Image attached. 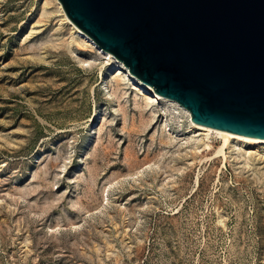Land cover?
Returning <instances> with one entry per match:
<instances>
[{
	"label": "rangeland",
	"instance_id": "374dc122",
	"mask_svg": "<svg viewBox=\"0 0 264 264\" xmlns=\"http://www.w3.org/2000/svg\"><path fill=\"white\" fill-rule=\"evenodd\" d=\"M73 34L0 0V264H264V147L205 149Z\"/></svg>",
	"mask_w": 264,
	"mask_h": 264
},
{
	"label": "water",
	"instance_id": "95a60500",
	"mask_svg": "<svg viewBox=\"0 0 264 264\" xmlns=\"http://www.w3.org/2000/svg\"><path fill=\"white\" fill-rule=\"evenodd\" d=\"M143 87L199 124L264 139V0H59Z\"/></svg>",
	"mask_w": 264,
	"mask_h": 264
},
{
	"label": "bare ground",
	"instance_id": "6f19581e",
	"mask_svg": "<svg viewBox=\"0 0 264 264\" xmlns=\"http://www.w3.org/2000/svg\"><path fill=\"white\" fill-rule=\"evenodd\" d=\"M56 1L58 2L60 11L63 13L65 19L72 26V29L74 30L73 35H75V38L78 39L79 43L83 44V45H87V46L91 47L92 49H95L100 54L104 55L105 57H103V58H105V59L107 58L110 63L114 62V63H117L119 65V70H121V72H119V74L121 73V77H119V79H117V86L120 85L119 81L121 79H127L128 81H130L131 84L134 85V88L139 89L138 91L141 90V92H143L142 94H143V98L145 100L146 105H149L152 100H156V101L163 100L165 102H168V103H171L175 106H178L179 108L184 110L186 112L188 118H189L191 131L194 133L200 132V135L201 134L204 135L207 139L206 142H205L206 139L204 140L202 147H204V148L206 147L209 149L212 147V143H211L210 139L212 138L213 135H215L221 139V146L218 149V153H222L225 156V158H226L225 149L227 147L233 148L232 145L235 146V144L237 146L238 145L244 146L243 153H244V151H245V153L243 154V156L245 154H251V152L254 149H258V148L260 149V147L261 148L264 147V139L263 138H256V137H251V136H247V135H242V134H238V133H235L232 131L218 129V128L210 127V126H207L204 124L196 123L192 119L190 111L186 107H184L182 104H180L177 100L166 98V97L159 95L157 92H155L153 86H151V85H147V86L143 87L141 84V81L137 77H135L133 74H131L129 69L124 65V63L122 61L118 60L112 53L104 51L84 31H82L80 28H78L68 18V16L66 15L61 3L58 0H56ZM202 142H203V140H202ZM202 147L197 146V149L200 150ZM238 148H241V147H238ZM198 150L195 153H197ZM256 152H258V151H256ZM247 158L248 157H246V159Z\"/></svg>",
	"mask_w": 264,
	"mask_h": 264
}]
</instances>
